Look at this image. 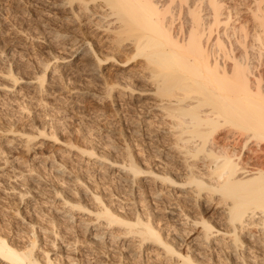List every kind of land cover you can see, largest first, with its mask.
Segmentation results:
<instances>
[{
	"label": "rangeland",
	"instance_id": "1",
	"mask_svg": "<svg viewBox=\"0 0 264 264\" xmlns=\"http://www.w3.org/2000/svg\"><path fill=\"white\" fill-rule=\"evenodd\" d=\"M220 1L221 18L228 19L227 27H222L230 31L243 25L254 32L251 13L254 8L264 11V0ZM51 5V0H0L2 235L18 247L38 239L34 252L42 260L41 251L46 249L51 264H177L176 254L169 256L162 253L163 246L140 242L136 234L124 233L126 226L104 228L96 217L102 204L93 198L99 195L120 217L146 221L147 213H153L150 223L155 221L160 235L191 259L229 264L228 249L223 247L228 237L218 218L222 204L206 202L205 195L195 202L190 193L151 180L147 173H140L131 184L127 167L121 165L133 158L142 169H166L184 176L181 158L162 134L165 125L155 113L149 91L114 84L109 97L103 93L102 83L115 77L142 85L140 89L148 87L139 77V63L122 66L116 58L124 53L114 47L115 58L96 68L95 54L104 57L112 52L110 33L97 27L99 16ZM89 44L97 51L93 55L86 51ZM125 46L123 51L129 47ZM43 68L45 81L40 88L36 84ZM228 141L233 143L231 138ZM69 203L84 208H69ZM182 205L190 215L180 211ZM202 213L211 215L209 219L213 216L210 220L220 229L209 244L191 219ZM96 233L103 236L98 239Z\"/></svg>",
	"mask_w": 264,
	"mask_h": 264
},
{
	"label": "bare ground",
	"instance_id": "2",
	"mask_svg": "<svg viewBox=\"0 0 264 264\" xmlns=\"http://www.w3.org/2000/svg\"><path fill=\"white\" fill-rule=\"evenodd\" d=\"M51 1L57 8L90 10L99 16L97 27H103L110 33L112 54L97 56L91 44L87 45L85 50L90 55L95 54L96 68L115 58L114 47L117 53H124L120 59L116 58L122 66L133 61L139 63L142 73L139 77L148 87L140 89L142 85L138 87V84L131 85L119 77H110L102 83L106 88L103 93L109 97L114 84L130 91H149L156 102L157 112L154 111L160 114V122L165 125L162 134L167 136L165 139L172 143L181 158L183 177L174 176L164 168L163 171L142 169L133 158L127 164L122 162V167L125 165L130 173L131 184L140 173H147L153 176L151 180L185 190L183 193L193 195L194 201L205 195L206 202L214 200L222 204L218 218L225 226L223 235L228 237L223 247L228 249L229 264H264L263 9L251 10L256 28L250 34L243 25L230 31L225 28L228 19L221 18L220 0ZM126 44L129 47L123 51ZM45 72L46 68H43L42 75L38 77L36 85L40 88L45 81ZM40 130L44 134V130ZM229 138L233 143L228 141ZM130 153L133 156L132 151ZM89 154H92L90 149ZM160 194L157 191L155 195ZM93 198L102 204L96 211V217L102 219L104 228L121 224L126 226L124 233L136 234L140 242L163 246V254H176L177 264H203L179 252L171 241L160 235L155 221L150 223L153 215L150 210L146 221L136 217L132 221L117 215L99 195ZM65 202L68 203L67 199ZM69 204V208H84L79 204ZM180 207V211H186L182 210L183 205ZM185 213L188 216L189 213ZM203 213L198 218L193 214L195 217L191 219L200 225L203 242L209 244L213 234L220 229L210 220L213 216L209 219L211 215L207 217ZM239 232H242V239ZM102 236L98 235V239ZM37 240L32 239L27 245L18 247L15 241L0 232V264H51L53 260L46 249L41 251L42 260L34 252Z\"/></svg>",
	"mask_w": 264,
	"mask_h": 264
}]
</instances>
